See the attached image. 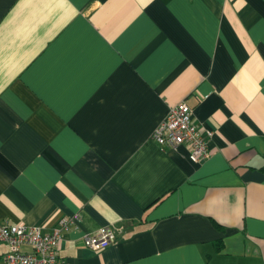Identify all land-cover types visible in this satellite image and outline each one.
Here are the masks:
<instances>
[{
  "label": "crops",
  "instance_id": "1",
  "mask_svg": "<svg viewBox=\"0 0 264 264\" xmlns=\"http://www.w3.org/2000/svg\"><path fill=\"white\" fill-rule=\"evenodd\" d=\"M64 219L71 264H264V0H0V223Z\"/></svg>",
  "mask_w": 264,
  "mask_h": 264
},
{
  "label": "built area",
  "instance_id": "2",
  "mask_svg": "<svg viewBox=\"0 0 264 264\" xmlns=\"http://www.w3.org/2000/svg\"><path fill=\"white\" fill-rule=\"evenodd\" d=\"M214 133L201 130L194 122L193 109L186 103L170 109L166 119L155 129L152 139L161 147L178 150L181 146L190 149V159L204 161L209 158L210 140ZM70 220L64 219L52 233H44L38 226L10 225L0 223V245L7 244L4 257L6 264H71L60 257L62 231ZM118 239L112 227H102L85 237L86 247L94 252L109 248ZM29 249L26 251L25 249Z\"/></svg>",
  "mask_w": 264,
  "mask_h": 264
},
{
  "label": "trees",
  "instance_id": "3",
  "mask_svg": "<svg viewBox=\"0 0 264 264\" xmlns=\"http://www.w3.org/2000/svg\"><path fill=\"white\" fill-rule=\"evenodd\" d=\"M223 247V244H218V249L221 250V248Z\"/></svg>",
  "mask_w": 264,
  "mask_h": 264
}]
</instances>
